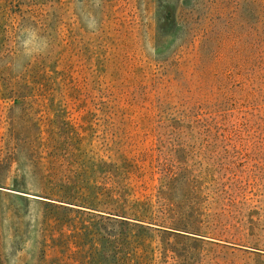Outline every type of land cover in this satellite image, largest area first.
I'll return each instance as SVG.
<instances>
[{
    "label": "rangeland",
    "instance_id": "374dc122",
    "mask_svg": "<svg viewBox=\"0 0 264 264\" xmlns=\"http://www.w3.org/2000/svg\"><path fill=\"white\" fill-rule=\"evenodd\" d=\"M0 264H264V0H0Z\"/></svg>",
    "mask_w": 264,
    "mask_h": 264
}]
</instances>
